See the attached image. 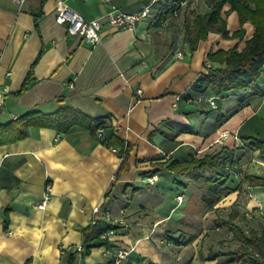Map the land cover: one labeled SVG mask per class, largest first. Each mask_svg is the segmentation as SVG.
I'll use <instances>...</instances> for the list:
<instances>
[{
  "label": "crops",
  "instance_id": "obj_1",
  "mask_svg": "<svg viewBox=\"0 0 264 264\" xmlns=\"http://www.w3.org/2000/svg\"><path fill=\"white\" fill-rule=\"evenodd\" d=\"M169 1L155 0L152 10ZM66 3L92 19L112 7L138 11L151 0ZM54 10V0L22 5L0 0V86L8 89L0 125L34 110L48 114L68 108L80 118L67 133L30 128L26 138L0 146V264H68L71 259V264H112L108 251L116 248L129 251L121 264H251L228 254L243 245L241 232L264 233V186L247 180L264 178V154L249 144L264 139V68L245 96L226 93L217 109L182 99L174 106L173 99L185 93L195 98L192 84L205 73L206 56L243 50L253 36L252 24H243L242 38L231 37L240 25L225 3L220 16L228 37L209 32L189 51L185 24L208 11L203 3H191L164 30L149 18L132 32L104 25L98 43L90 46L56 24ZM30 69L33 81L19 93ZM102 117L128 144L126 169L117 176L118 142L103 144L87 128L89 120ZM222 149L233 153V164L225 168L219 199L211 207L201 198L208 172L195 176L165 168ZM151 176L156 180L149 183ZM46 184L49 201L39 209ZM95 206L107 209L115 226L109 245L71 258ZM243 224L250 229L243 230ZM223 226L234 246L226 253L221 251L226 243L212 241L217 234L206 237L205 231Z\"/></svg>",
  "mask_w": 264,
  "mask_h": 264
},
{
  "label": "trees",
  "instance_id": "obj_2",
  "mask_svg": "<svg viewBox=\"0 0 264 264\" xmlns=\"http://www.w3.org/2000/svg\"><path fill=\"white\" fill-rule=\"evenodd\" d=\"M170 1L168 4L171 3ZM191 3V0L187 1L185 7L178 9L177 15ZM195 3L205 4L208 11L204 14H194L192 21L185 24L186 43H188L189 51H193L197 42L204 40L209 32L219 33L224 39L228 37L226 23L220 16L221 8L225 3H229L230 10L236 12L240 25L231 37L242 38L244 35L242 26L246 22L251 23L254 27L253 36L246 42L243 50L237 51L233 47L228 50H218L206 56V61L210 63V67L205 68V73L198 75V78L192 84V90L197 94L195 98L198 95L207 97L208 95L205 93L211 92L215 96L217 104V101L226 93H240L245 96L260 78L264 68V0H197ZM38 18L39 15L34 17L35 24ZM153 24L158 28L157 22ZM32 81V70L30 69L18 92L25 91ZM195 98L185 93L180 97V100L193 101ZM79 123V115L68 108H61L48 114L36 110L30 111L7 124L0 125V146L26 138L30 128H50L59 134H64ZM87 128L95 136L96 130L102 128L103 132L99 140L103 144L110 145L113 141L118 142L120 162L116 171L117 176L120 171L126 169L125 161L128 144L117 139L111 126L103 117L89 120ZM249 144L257 151L259 150L261 154H264V139L252 138ZM233 158L234 155L231 151L222 149L214 156L199 160L194 159L182 165L173 161L165 168L173 173H190L195 176L199 171L208 172L209 174L203 177L202 183L206 191L201 198L206 206L211 207L219 199L221 185L219 181L226 176L225 168L233 164ZM247 180L254 182L256 185L264 186V178L251 176ZM114 227V225L104 220H98L94 224H89L83 228L80 251L73 253L71 258L78 254H85L92 248L109 245V240L103 235L107 230H114ZM240 238L243 245L228 255L242 259L246 258L252 262L251 264H264V233L257 237L252 233L244 235L241 232ZM71 260L68 261V264L72 263Z\"/></svg>",
  "mask_w": 264,
  "mask_h": 264
},
{
  "label": "built area",
  "instance_id": "obj_3",
  "mask_svg": "<svg viewBox=\"0 0 264 264\" xmlns=\"http://www.w3.org/2000/svg\"><path fill=\"white\" fill-rule=\"evenodd\" d=\"M55 1V10H54V21L58 25H64L66 27V31L71 35L80 36L83 40L90 46H94L100 40V32L104 25L112 27V29L123 30V31H135L139 22L143 19H151L152 24L157 22L158 29L164 30L170 21V17L177 15L178 9L186 6L187 1L189 0H177L170 1L171 3L164 5L160 10H152V4L155 0H151V3L144 6L142 9L134 12L122 11L117 8H111L110 10L104 12L102 15L97 16L92 19H87L82 15L72 11L66 0H54ZM103 2H109L110 0H101ZM18 5H22L25 0H13ZM192 3L197 2V0H191ZM172 5L174 6L172 8ZM182 51L176 52V57H182ZM2 59V52L0 51V64ZM210 67V63L208 61L204 62V68ZM8 89L6 87L0 86V106L3 104L4 98L6 97ZM140 93V91H136ZM182 95H177L174 97V106L177 101L180 100ZM194 102L204 101L207 105L212 109H217L216 98L215 96H203L198 95L197 98L193 100ZM116 128V127H115ZM103 129L98 128L96 130V136L101 138ZM228 134L223 132L221 137L226 138ZM156 180V176H151L147 179L149 183H152ZM50 194V185L46 184L45 193L42 197V200L36 204L37 208L44 209L49 201ZM180 199V197L178 198ZM92 219L90 220V224H94L99 220L100 217L107 223L111 222L110 214L107 209H100L95 206L92 208ZM249 216V215H247ZM113 234V230H107V232L103 235L109 240V237ZM80 251V248H78ZM60 253H63L61 251ZM108 256H110L112 264H121L123 260L129 254V251L122 248H116L108 251Z\"/></svg>",
  "mask_w": 264,
  "mask_h": 264
},
{
  "label": "rangeland",
  "instance_id": "obj_4",
  "mask_svg": "<svg viewBox=\"0 0 264 264\" xmlns=\"http://www.w3.org/2000/svg\"><path fill=\"white\" fill-rule=\"evenodd\" d=\"M243 214V213H242ZM260 214H262V213H260ZM210 216L212 215V214H209ZM250 215V214H249ZM209 216V217H210ZM263 216V215H262ZM264 217V216H263ZM264 219V218H263ZM220 220H218V222H219ZM264 221V220H263ZM262 220L260 221L261 223H264ZM242 229L243 230H249L250 228L247 226V225H244L243 224V226H242ZM214 228L213 227H211V228H206L205 229V231L207 232L206 233V237H209V235H211L212 234V231H213V233H215V234H217V236L216 237H211L212 238V241H218L217 239H219L220 238V241H221V243H226V244H222V252L223 253H226L227 251H231V250H234V246H233V244L230 242V240L227 238V235H228V229L226 228V227H224L223 226V228H222V231H218V232H214ZM225 235V236H224ZM212 236V235H211ZM227 238V239H226ZM211 241V242H212ZM208 243L209 242H206L205 244H206V246L208 245ZM215 243V242H214Z\"/></svg>",
  "mask_w": 264,
  "mask_h": 264
},
{
  "label": "water",
  "instance_id": "obj_5",
  "mask_svg": "<svg viewBox=\"0 0 264 264\" xmlns=\"http://www.w3.org/2000/svg\"><path fill=\"white\" fill-rule=\"evenodd\" d=\"M3 212H4V210H2V211H1L0 215H2V214H3Z\"/></svg>",
  "mask_w": 264,
  "mask_h": 264
}]
</instances>
